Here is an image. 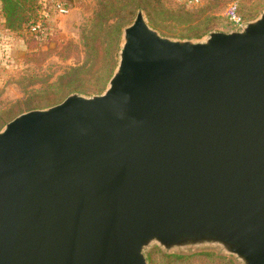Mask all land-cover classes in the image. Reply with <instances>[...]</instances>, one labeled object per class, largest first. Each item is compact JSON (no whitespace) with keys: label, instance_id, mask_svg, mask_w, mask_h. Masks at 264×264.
I'll return each instance as SVG.
<instances>
[{"label":"water","instance_id":"obj_1","mask_svg":"<svg viewBox=\"0 0 264 264\" xmlns=\"http://www.w3.org/2000/svg\"><path fill=\"white\" fill-rule=\"evenodd\" d=\"M99 94L0 130V264H150L216 247L264 264V10L174 39L142 10Z\"/></svg>","mask_w":264,"mask_h":264},{"label":"rangeland","instance_id":"obj_2","mask_svg":"<svg viewBox=\"0 0 264 264\" xmlns=\"http://www.w3.org/2000/svg\"><path fill=\"white\" fill-rule=\"evenodd\" d=\"M58 1L67 2L68 13L58 12ZM232 1L246 21L264 10V0H36L46 25L39 23L47 30L35 38L28 27H6L0 0V130L17 115L53 106L72 93H102L117 65L123 30L139 10L163 36L201 40L212 30H231L226 8ZM108 5L105 19L114 27L94 26L95 17ZM145 255L150 264H240L235 255L216 247L168 251L153 243Z\"/></svg>","mask_w":264,"mask_h":264},{"label":"trees","instance_id":"obj_3","mask_svg":"<svg viewBox=\"0 0 264 264\" xmlns=\"http://www.w3.org/2000/svg\"><path fill=\"white\" fill-rule=\"evenodd\" d=\"M65 3L66 7L70 10V6L67 4V2ZM40 7L41 6H39V4H36V0H1V10L5 17L6 27L12 31H21L25 27H28L30 30L31 25L37 24L39 21H44L40 12H37ZM109 7L110 5L104 6V11H102V14L100 13L95 17L94 26L101 24L102 26H108L110 28L114 27V24H110V22L108 23L105 19V11L110 10ZM148 17L150 20L153 19V16L150 12L148 13ZM42 23L43 25H46L45 21ZM94 34H97L96 29L94 30ZM33 36L37 38L38 34L34 33ZM92 47L94 49V53L97 52L98 54L99 47L96 45L95 38L93 39Z\"/></svg>","mask_w":264,"mask_h":264},{"label":"built area","instance_id":"obj_4","mask_svg":"<svg viewBox=\"0 0 264 264\" xmlns=\"http://www.w3.org/2000/svg\"><path fill=\"white\" fill-rule=\"evenodd\" d=\"M201 0H185L187 4H197ZM57 10L61 14H66L69 12V9L66 7V3L63 1L57 2ZM226 18L231 30L238 29L245 21L242 14L239 12V5L237 1H232L228 4L226 8ZM45 28L42 27L41 23L33 24L30 27V31L36 33L40 36H43L46 33Z\"/></svg>","mask_w":264,"mask_h":264}]
</instances>
